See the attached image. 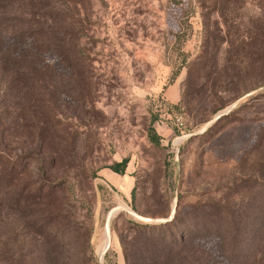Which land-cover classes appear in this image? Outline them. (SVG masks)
Here are the masks:
<instances>
[{
    "label": "rangeland",
    "instance_id": "rangeland-1",
    "mask_svg": "<svg viewBox=\"0 0 264 264\" xmlns=\"http://www.w3.org/2000/svg\"><path fill=\"white\" fill-rule=\"evenodd\" d=\"M0 264H264V0H0Z\"/></svg>",
    "mask_w": 264,
    "mask_h": 264
},
{
    "label": "trees",
    "instance_id": "trees-1",
    "mask_svg": "<svg viewBox=\"0 0 264 264\" xmlns=\"http://www.w3.org/2000/svg\"><path fill=\"white\" fill-rule=\"evenodd\" d=\"M151 132L153 133L154 130L152 129ZM151 139L154 142H158L159 137L157 136V134L153 133V134H151ZM127 163H128V160L124 159L121 162L115 163V165H113L111 168L113 171H115L117 173L124 174L126 171ZM132 195H133V197L135 196V189L133 190ZM170 224H173V222H166L165 224H160V225H156V224L144 225V226L140 227V230L142 229V232H145L146 234L148 233V235L150 237H153L154 234L159 237V236H162L161 231H162L163 227L168 226ZM188 232H189V230H184V231L182 230L181 231V233H183L182 236H184L181 238L182 240H184L183 238H185L189 234ZM160 238L162 240H166L167 236L160 237ZM181 239H180V241H181Z\"/></svg>",
    "mask_w": 264,
    "mask_h": 264
},
{
    "label": "built area",
    "instance_id": "built-area-1",
    "mask_svg": "<svg viewBox=\"0 0 264 264\" xmlns=\"http://www.w3.org/2000/svg\"><path fill=\"white\" fill-rule=\"evenodd\" d=\"M177 122H178V124H182V121H181V119H180V118L178 119V121H177Z\"/></svg>",
    "mask_w": 264,
    "mask_h": 264
}]
</instances>
